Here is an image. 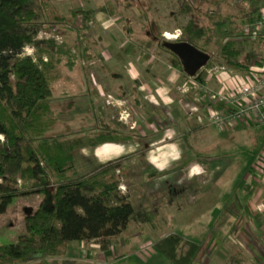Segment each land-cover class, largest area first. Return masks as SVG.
Returning a JSON list of instances; mask_svg holds the SVG:
<instances>
[{"label": "rangeland", "instance_id": "1", "mask_svg": "<svg viewBox=\"0 0 264 264\" xmlns=\"http://www.w3.org/2000/svg\"><path fill=\"white\" fill-rule=\"evenodd\" d=\"M184 1L79 0L77 5H73L57 3L53 0L52 3L60 15L66 17L69 16L68 11H75L76 18L74 21L72 20L73 22L71 21L72 28L69 31L40 33L38 36V39L53 37L59 43L73 45L76 54L74 65L71 68L61 66L59 79L52 84L51 106L56 123L48 136L67 139L94 136L111 132L115 123L120 122L126 125L127 129L124 133L134 141L132 146L118 156L109 157L111 154H108L107 150H102L99 155L102 154V160L107 162L119 159L122 164L119 176L126 182L124 183L126 187L121 186V191L128 195L136 211L150 214V220L134 221L128 231L114 241L113 250L106 252L107 255L114 256L123 242L120 255L136 256L141 261L147 262L150 255L153 256L157 253L154 247L156 242L171 232L198 243V253L202 254L209 236L215 237V227L222 220L223 216L221 215L225 208L236 205L237 197L241 194V182L246 181L249 177L247 183H250V170H253L254 178L264 179L263 161H259L258 165L256 162L254 163L257 152L259 151L261 154L264 148V128L252 126L236 130L231 135L218 136L215 143L220 142L223 145L224 148L221 150L214 147L211 150V147L210 151L194 152L200 160L222 159L225 168L226 164H229L226 172L215 180L213 176L218 175L221 169L214 170L211 174L206 173L205 165L211 169L213 167L207 162L200 163L198 161L197 163L203 170L201 172L198 168V172L205 176L202 181H187L189 177L183 176V178L181 175L177 185L183 188L172 187L170 186L172 175H169L170 178L165 177H168L167 180L164 178L158 181L156 188L155 182L150 184L147 189L143 185L141 186L142 181L147 180L148 177L156 176L151 169L154 167L149 164L150 157L153 156L152 163L155 164V160L160 155L157 153L159 151L156 144L167 145L169 151H166L163 158H171V144L176 142L173 136V132L176 131L175 125L172 123L173 115L180 111L181 115L184 114V118L190 116V119L203 120L200 113L193 114L191 112L189 115V105L194 98L181 93L180 89L183 86L181 83L185 80L182 76L177 80L174 79V76L170 77L172 72L168 62L170 54L156 43L149 50L144 49L146 41H152L153 37L158 36L159 33L161 39L166 41L165 34L175 36L180 31L178 28L186 24L190 17L177 14ZM220 1L218 8H214L219 19H235L234 21H238L237 26L240 29L243 24L236 19L237 7L234 5L237 3L236 0ZM101 8L111 11L113 15L101 12ZM205 9L206 7H202L200 12H204ZM87 11H93V14L86 27L83 15ZM198 18L195 16V19L203 20L201 16ZM223 39L224 33L220 30L213 45L203 51L210 56V61L216 57V49ZM237 39L245 41L242 42L244 44L242 46L244 51L242 63L248 60L250 68L258 67V65L264 66V33L256 36L254 41L245 40L240 36H237ZM33 53L31 47H26L24 50V55L32 56ZM211 65V67L205 66L200 70L202 78L207 76L209 69L214 70L212 75L218 73L225 75L229 69L225 65L214 63V61ZM222 66L225 67V72L221 71ZM232 73L235 72L232 71ZM227 77L228 74L225 75V78ZM214 78L212 77L213 82ZM209 87L212 88L211 85ZM125 88L127 91L136 90L138 105H134V101L131 99L132 95L123 94ZM156 122L159 124L158 126ZM151 124L152 128H150ZM187 158H192V156H187ZM98 165H101V162L93 156L92 148L81 149L74 155L73 172L78 176L87 174ZM171 170L164 171V174ZM208 183L210 185L207 186ZM199 185L207 186L203 188L204 192L199 194L198 191H187V188L194 189ZM155 189L159 193L153 192L152 194L151 191H155ZM166 192L170 195L169 197H166ZM162 193H164V198L160 195ZM181 193L186 194L187 200L184 203L186 207L182 209H188V213L181 215L182 218L175 214L177 204H182L185 201L183 198L181 200L180 196L179 200L175 198L177 194L181 195ZM171 195L175 197L171 198ZM202 197L206 204L198 205L196 201ZM173 200L175 202L171 205ZM38 204L37 197L18 199L17 202L12 203L7 208L6 214L0 216V242L16 244L19 233L25 230L23 216L35 209ZM179 218H181L180 221ZM80 243L74 242L71 245L74 247L78 244L81 245ZM86 247L85 251L89 250V253L94 248L95 255L90 261L84 262L86 264H102L99 261V250L95 247V243H88ZM79 249L81 253L84 251ZM69 253L70 251L67 252L68 255ZM66 255L58 258H45L43 261L44 264H61L62 259L68 257ZM102 257L100 259H103ZM159 257L154 258L151 262L167 264ZM0 264L21 263L0 261ZM130 264H139V262Z\"/></svg>", "mask_w": 264, "mask_h": 264}, {"label": "trees", "instance_id": "2", "mask_svg": "<svg viewBox=\"0 0 264 264\" xmlns=\"http://www.w3.org/2000/svg\"><path fill=\"white\" fill-rule=\"evenodd\" d=\"M236 2V19L242 26L251 24L264 8V0ZM220 3L185 0L177 14L190 18L178 28V41L204 51L222 30L223 42L206 67L214 61L227 66L228 71L247 74L251 68L248 60L242 63L245 41L237 39L243 38L242 26L238 29L235 19H219L214 8ZM202 7H206L204 12H200ZM100 11L113 15L104 8ZM92 14L87 11L83 15L86 27ZM68 15H60L50 0H0V215L16 199L39 200L38 206L23 216L25 230L19 233L17 243L0 246V261L44 264L45 258L64 256L74 242H94L99 252L105 253L134 221L150 220V214L136 211L128 195L122 193L118 160L98 165L85 175L73 172L74 155L79 150L126 139L110 133L73 139L48 136L56 123L52 84L59 79L61 66L74 65L76 54L73 45L38 36L71 30L76 13L70 10ZM164 42L159 33L145 44L159 45L170 54V64L183 78L203 84L200 71L192 78L184 74L177 57L162 46ZM26 47L33 49L32 56L24 55ZM154 247L169 264H190L199 251L195 242L173 232Z\"/></svg>", "mask_w": 264, "mask_h": 264}, {"label": "crops", "instance_id": "3", "mask_svg": "<svg viewBox=\"0 0 264 264\" xmlns=\"http://www.w3.org/2000/svg\"><path fill=\"white\" fill-rule=\"evenodd\" d=\"M54 1H56L57 3H67V4L77 5L79 0H54ZM150 48L151 47H148L145 45L144 49L149 50ZM168 62L170 64V57L168 59ZM169 66H170L169 68L172 70L170 77L174 76V79L177 80L180 76H182V74L176 68H174L171 64ZM253 69L256 70L257 67H253ZM225 75H227V73ZM225 75L219 74V73L215 75H212V74L207 75L206 77L203 78V85H207L208 87L211 85L212 88L209 87L211 90L215 92L220 91L224 83L228 82L227 84H230V79H227L229 75L227 78H225ZM212 77H215L214 82L212 81ZM236 77L243 79L245 78V75L244 74L239 75L236 73ZM184 81L186 82L187 80L185 79ZM184 81L181 83L182 85ZM123 94L132 95L131 99L134 101V105L136 106L139 104V101L136 98L135 89L132 91H127L125 88ZM184 95L194 98L192 100L193 102L191 101V104L189 105L190 107L189 115H191V112L193 114L200 113L203 120L190 119L189 115H188L189 116L188 118H184V114L182 113L181 115L180 111L179 113L177 114L175 113L173 115L172 123L175 125V130H176L173 132V136L176 142L171 144V158L170 159L163 158V155H166V151H169L167 145H163L162 143L156 144L158 151H159L157 153H159L160 155L157 157L158 159L155 160V164L152 163L153 156L152 157L149 156L150 157L149 164L150 166L154 167L151 169L154 171L153 173L156 174V176L151 177V178L148 177L147 180L141 182V186L143 185L144 188L146 189L148 186H150V184H153L154 182H155L154 186L156 188L158 181L164 179L166 176L170 178L169 175H172L170 178V181H171L170 186L172 187L178 186L177 182L181 178V175L182 177L183 176L186 178L189 177V180L187 181H193V180L202 181V179H204L205 176H203L202 173L198 172V168H199V171L201 172L203 171L200 168V164L197 163L198 161H200V163L207 162L210 166L213 167L211 169L204 164L206 173L209 172L211 174L214 172V170L216 171L218 169H221L218 175L216 174V176H213L215 180L216 178L221 176L222 173L226 172L227 165L229 164H226V168H225V163H222V161H224L222 159L220 160L214 159V161L207 160V159L200 160L194 152L197 151L198 153L202 151H208V150L210 151L211 147H212L211 150H213V147L221 150L224 148L223 145L220 142L215 143L216 138L218 136H223V135L225 136L228 134L231 135L235 133L236 130L256 126V125H252V126L238 125V126L232 127L231 129L227 131H219L214 126H211L206 119L205 110H204V100H202L195 91H191L190 93L184 94ZM156 125L158 126L159 124L156 122ZM152 126L153 125L151 124L150 128H152ZM125 129H127L125 124L116 122L114 129L111 130V132L108 131V133L110 134L118 135L119 137L126 139L124 142L118 141V142L106 143V144L99 145L96 147H87V148H92L93 156L97 158V160H99L101 164H105L107 163V161L102 160L103 159L102 154L99 155V152H101L102 150L103 151L107 150L109 152L108 154H111L109 155V157H115V156H118L124 153L127 148L132 146L134 141L132 140L131 137H129V135H126L124 133ZM119 145H123V146L120 147ZM186 151L187 153H185ZM263 151H264V148L262 149L261 154L259 151L257 152V157H256L257 160L256 158L254 160V163L256 162V165L260 163L259 161H261V157H262L261 155ZM187 156H192L193 159L187 158ZM110 161H113V160H109V162ZM122 163L124 164V161H122ZM119 165H120V168H119L120 172L117 171L118 175L121 173V168H122V164L120 161H119ZM170 166L171 168H169ZM170 169H172L173 171L171 170V172L164 174V171H169ZM252 171L253 170H250L251 172L250 183L249 184L247 183L249 182L248 181L249 177L248 179H246V181L241 182V185H240L241 194L239 197H237L238 201L236 205H232L229 208H225L224 212L222 213L221 215L223 216L222 220L219 221V225L215 227L216 229L215 230L216 232L214 233L215 237H212V235L209 236V238L207 239L205 243V250L203 251V253L202 254L197 253L190 264H264V179L254 178ZM176 174L180 175V177H178V175L176 176ZM167 178L165 179L167 180ZM124 181L125 180L123 179L121 180L120 189H121V186L126 187L124 185V183L126 182ZM210 183H208L207 186L210 185ZM207 186L199 185L198 187L194 189L187 188V191L188 192L198 191V193L200 194V192H204L203 188H206ZM180 188H183V187H180ZM155 191L152 190L151 191L152 194L153 192L156 194L157 192L159 193L158 190L156 192ZM185 193L184 194L181 193V195L177 194L176 197L174 195H171V198L173 197L178 198L180 196L181 200L182 198L185 199V201L182 204H177V210L175 211V214H178L180 216L185 213H188V209L186 208L185 210L182 209L183 207H186V205L184 204L187 201L185 198L186 197ZM160 195L163 198L165 197L164 193ZM169 196L170 195L166 192V197H169ZM203 198L204 197H202L201 199L199 198L196 201V203H198V205H205L206 202L203 200ZM177 200H179V198ZM174 202L175 201L173 200L171 202V205ZM188 205L190 204L188 203ZM181 218H179V221L181 220ZM80 244L81 245L78 244V245H75L74 247L70 245V248L68 250L70 251V253L69 255L66 253L68 257H65L64 259H62L61 264H86L84 261H90L91 258L94 257L93 256L95 255L94 254L95 252H93L94 248L91 249L89 253V250L88 252L85 251V249L87 248L86 244L88 243L81 242ZM89 244H94V242H91ZM113 244H114V241L112 243L110 250H113V247H114ZM196 244L199 245L198 243ZM123 245L124 244L122 242L121 245L119 246V249L114 254V256H112V254L107 255L106 252L105 253L99 252V255H100L99 261L102 262V264H130L131 262L133 263L139 262V264H147V263L150 264V262L154 258L156 259L157 257L160 256L158 253H155L153 256L150 255V258L147 259V262L141 261L136 256H134L135 259L133 260L134 257H131V256L127 257L128 254L126 255L119 254L123 248L122 247ZM75 247H76V250H75ZM95 247L98 248L96 243H95ZM79 248H81L82 251L84 250L85 252L83 251L81 253V250ZM101 256H103L102 257L103 259H100ZM159 258L161 259L162 257H159ZM153 262L156 264V261H153ZM153 262H151V264H154ZM167 264L169 263L167 262Z\"/></svg>", "mask_w": 264, "mask_h": 264}, {"label": "built area", "instance_id": "4", "mask_svg": "<svg viewBox=\"0 0 264 264\" xmlns=\"http://www.w3.org/2000/svg\"><path fill=\"white\" fill-rule=\"evenodd\" d=\"M264 33V8L249 25L242 26V37L253 40ZM180 31L170 40L178 41ZM214 71V70H213ZM212 70L207 71L211 75ZM225 72V68H221ZM227 71V70H226ZM230 84L224 83L220 91H213L208 86L187 80L181 92L188 94L195 91L204 100L207 121L219 131H227L234 126H260L264 128V66L256 70L251 68L245 78L236 77V73L228 71ZM264 152V151H263ZM264 163V155H261Z\"/></svg>", "mask_w": 264, "mask_h": 264}, {"label": "water", "instance_id": "5", "mask_svg": "<svg viewBox=\"0 0 264 264\" xmlns=\"http://www.w3.org/2000/svg\"><path fill=\"white\" fill-rule=\"evenodd\" d=\"M162 46L167 51L172 53L175 57H177L184 74L190 78L194 77L210 61V56L207 53L196 49L195 47H193L188 43L179 42V41H175V42L165 41L162 44ZM15 202H17V199L13 201V203ZM13 243L14 242H8V243L0 242V246L11 245V244L13 245Z\"/></svg>", "mask_w": 264, "mask_h": 264}, {"label": "bare ground", "instance_id": "6", "mask_svg": "<svg viewBox=\"0 0 264 264\" xmlns=\"http://www.w3.org/2000/svg\"><path fill=\"white\" fill-rule=\"evenodd\" d=\"M165 36H166L168 39H170V40H173V39H175V37H174V36H170L169 34H165Z\"/></svg>", "mask_w": 264, "mask_h": 264}]
</instances>
